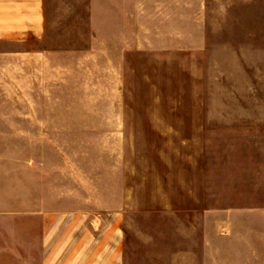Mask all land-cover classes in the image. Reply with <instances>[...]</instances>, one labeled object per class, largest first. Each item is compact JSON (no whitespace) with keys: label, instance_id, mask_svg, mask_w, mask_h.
I'll return each instance as SVG.
<instances>
[{"label":"rangeland","instance_id":"rangeland-1","mask_svg":"<svg viewBox=\"0 0 264 264\" xmlns=\"http://www.w3.org/2000/svg\"><path fill=\"white\" fill-rule=\"evenodd\" d=\"M122 6L45 0L43 40L0 67L18 111L0 130V264L40 251L42 207L60 216V155L119 264H264V0Z\"/></svg>","mask_w":264,"mask_h":264},{"label":"crops","instance_id":"crops-1","mask_svg":"<svg viewBox=\"0 0 264 264\" xmlns=\"http://www.w3.org/2000/svg\"><path fill=\"white\" fill-rule=\"evenodd\" d=\"M104 1L110 5L108 18H123L122 4L127 0ZM45 27V0H0V46L10 47L0 48V54L8 55L0 59V67H16L17 54L26 55L35 45L40 44L45 35ZM8 70V76L5 73L0 75V90L2 83L7 82L8 87L12 84L15 69L13 73L11 69ZM17 114L16 108H0V130L10 129V125H14L15 130ZM60 158V216L51 217L53 214L48 213L51 210L42 207L44 212H48L47 217L39 222L42 227L40 251L20 253L12 257L16 262L14 260L11 264H119L116 236L111 238L107 246L104 247V242L103 247H98L94 216L96 208L89 197L90 186L83 184L88 202L81 200L80 203L75 196L76 190L79 191L82 185L80 179L75 169L66 163L65 157L60 155ZM28 211H33V208L29 207ZM55 227L60 230L56 231Z\"/></svg>","mask_w":264,"mask_h":264}]
</instances>
